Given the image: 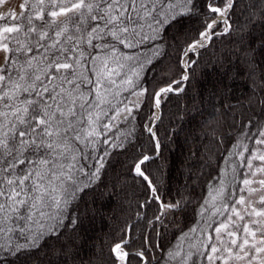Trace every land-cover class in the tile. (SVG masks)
I'll list each match as a JSON object with an SVG mask.
<instances>
[{
  "label": "trees",
  "instance_id": "1",
  "mask_svg": "<svg viewBox=\"0 0 264 264\" xmlns=\"http://www.w3.org/2000/svg\"><path fill=\"white\" fill-rule=\"evenodd\" d=\"M1 34L0 264H200L264 127V0H24Z\"/></svg>",
  "mask_w": 264,
  "mask_h": 264
},
{
  "label": "rangeland",
  "instance_id": "2",
  "mask_svg": "<svg viewBox=\"0 0 264 264\" xmlns=\"http://www.w3.org/2000/svg\"><path fill=\"white\" fill-rule=\"evenodd\" d=\"M23 4L24 0H0V16L18 14ZM227 6L211 7L216 10L217 16L222 13L220 22L222 27L227 23L228 11H225ZM76 7L78 4L58 9L55 15L62 16ZM213 19L214 17L209 22ZM214 25L215 23L212 24ZM206 29L207 27L187 46L182 56L184 67L188 63L190 52L196 53L199 45L207 39ZM0 37H2L0 38L1 65L7 48L1 41L3 34ZM188 48L192 51L186 54ZM245 155L243 151L237 152L236 161L243 168V173L238 177L236 190L231 191L223 203L215 207L219 218L213 223L212 230L203 235L200 254L205 258L197 259L200 264H264V127L255 139L251 151ZM230 167L232 166L228 163V168ZM234 176L236 177V174ZM228 177L229 172L222 171L219 184L225 186ZM118 251L123 256L125 252L123 248H118Z\"/></svg>",
  "mask_w": 264,
  "mask_h": 264
},
{
  "label": "water",
  "instance_id": "3",
  "mask_svg": "<svg viewBox=\"0 0 264 264\" xmlns=\"http://www.w3.org/2000/svg\"><path fill=\"white\" fill-rule=\"evenodd\" d=\"M224 16H226V15H224ZM219 21H221V19H220V18H216V19H213V20L209 23V25L207 26V29H206V32L208 33V37H207V39H206L204 42H202L201 45H199L198 48H201V47L205 46V45L208 43V41H209V39H210V37H211V30H212V28H213V26H211V23L214 22L215 24H217ZM193 44H196V43H193ZM190 51H192L191 48H188V50L186 51V53L188 54ZM186 77H187V72L185 71L184 74H183V77H182L181 79H182V80H185ZM159 93H160V91L156 94V99H155V106H156V108H157V117L155 118L154 123H156V122L158 121V118H159V115H160V102H159V100H158V95H159ZM153 130H154V127L152 126V127L150 128V132L153 133ZM142 160H143V159H142ZM142 160H141V161H142ZM137 173H140V171H138ZM121 246H122V243H118V244L113 248V249H114V252H115L116 249L121 248ZM126 256H127V252H124L123 257H122V264H125V263H126ZM117 258H118V257H117Z\"/></svg>",
  "mask_w": 264,
  "mask_h": 264
},
{
  "label": "bare ground",
  "instance_id": "4",
  "mask_svg": "<svg viewBox=\"0 0 264 264\" xmlns=\"http://www.w3.org/2000/svg\"><path fill=\"white\" fill-rule=\"evenodd\" d=\"M231 2H232V0H231ZM230 6V5H229ZM221 17H223V15H222V13H220L218 16L216 15L215 17H214V19H216V18H220L221 19ZM221 21H219V23H220ZM210 23V22H209ZM212 24H214V22L213 23H211V26H212ZM218 24V23H217ZM209 25V24H208ZM216 26V24L213 26V28ZM212 28V29H213ZM187 54V53H186ZM114 255H115V257L117 258V264H122V254L118 251V249H116L115 250V252H114Z\"/></svg>",
  "mask_w": 264,
  "mask_h": 264
}]
</instances>
